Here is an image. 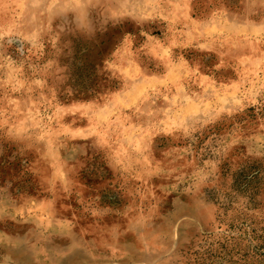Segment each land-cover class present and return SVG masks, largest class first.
<instances>
[{"label":"rangeland","instance_id":"rangeland-1","mask_svg":"<svg viewBox=\"0 0 264 264\" xmlns=\"http://www.w3.org/2000/svg\"><path fill=\"white\" fill-rule=\"evenodd\" d=\"M0 264H264V0H0Z\"/></svg>","mask_w":264,"mask_h":264}]
</instances>
